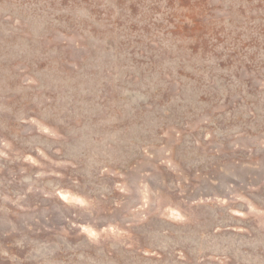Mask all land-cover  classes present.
Segmentation results:
<instances>
[{
	"label": "rangeland",
	"instance_id": "374dc122",
	"mask_svg": "<svg viewBox=\"0 0 264 264\" xmlns=\"http://www.w3.org/2000/svg\"><path fill=\"white\" fill-rule=\"evenodd\" d=\"M0 264H264V0H0Z\"/></svg>",
	"mask_w": 264,
	"mask_h": 264
}]
</instances>
